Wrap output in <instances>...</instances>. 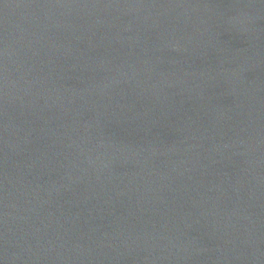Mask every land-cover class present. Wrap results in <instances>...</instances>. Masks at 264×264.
<instances>
[{
    "label": "water",
    "instance_id": "1",
    "mask_svg": "<svg viewBox=\"0 0 264 264\" xmlns=\"http://www.w3.org/2000/svg\"><path fill=\"white\" fill-rule=\"evenodd\" d=\"M0 264H264V0H0Z\"/></svg>",
    "mask_w": 264,
    "mask_h": 264
}]
</instances>
